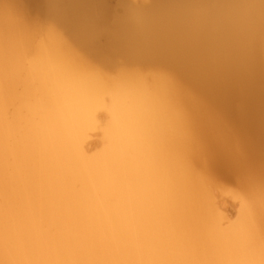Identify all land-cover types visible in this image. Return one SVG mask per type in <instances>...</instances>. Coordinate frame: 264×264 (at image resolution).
Here are the masks:
<instances>
[{"label":"bare ground","instance_id":"1","mask_svg":"<svg viewBox=\"0 0 264 264\" xmlns=\"http://www.w3.org/2000/svg\"><path fill=\"white\" fill-rule=\"evenodd\" d=\"M0 264H264V0H0Z\"/></svg>","mask_w":264,"mask_h":264},{"label":"rangeland","instance_id":"2","mask_svg":"<svg viewBox=\"0 0 264 264\" xmlns=\"http://www.w3.org/2000/svg\"><path fill=\"white\" fill-rule=\"evenodd\" d=\"M94 136H96L95 138L96 142L91 141V140H95L93 139ZM94 136L92 137V139H89V142L91 141L90 142L91 144L89 143L91 146L87 144L89 151H91L92 146H93L92 148H94V146L96 148L99 145L98 139L100 138L97 135H94ZM95 148H94V151L97 150ZM207 175L210 178V190H211V194L214 200L213 203L215 207L217 208V211L219 212V214L222 215V217L224 218V222L227 223L229 221L228 223L230 224L234 220H237L238 218L237 215L241 209L240 203H241V200L246 198V193L240 190L241 189L240 183H238L235 179H229L227 177H224L214 170L211 171V173L209 172ZM212 181L214 183H212ZM225 226H227V224Z\"/></svg>","mask_w":264,"mask_h":264},{"label":"snow or ice","instance_id":"3","mask_svg":"<svg viewBox=\"0 0 264 264\" xmlns=\"http://www.w3.org/2000/svg\"><path fill=\"white\" fill-rule=\"evenodd\" d=\"M188 144L193 150H195V148L197 147V140L193 133L191 125L189 126V129H188Z\"/></svg>","mask_w":264,"mask_h":264}]
</instances>
